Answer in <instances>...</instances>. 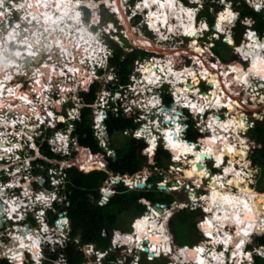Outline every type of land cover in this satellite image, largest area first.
Returning a JSON list of instances; mask_svg holds the SVG:
<instances>
[{"label": "flooded vegetation", "instance_id": "obj_1", "mask_svg": "<svg viewBox=\"0 0 264 264\" xmlns=\"http://www.w3.org/2000/svg\"><path fill=\"white\" fill-rule=\"evenodd\" d=\"M25 1L26 0H0V119H19L21 116L30 118V122L31 124L33 123V127L28 128L26 132L29 133L30 136V134H33L35 130L41 128L37 126V122H39L40 119L42 121L46 120V117L47 120L50 119L47 115L40 116L38 112H41V110L34 108L35 103L38 102L39 99L38 95H41L46 91L54 90L61 93L62 91L59 92V87L61 86L62 88L64 86L62 93L66 95L67 101L72 102V90L74 84L73 82L67 84L64 81L63 73H61L62 66L64 65L62 58L64 60L68 59V62H75L76 56L82 57L80 59H85L84 57L87 54L81 52L80 46H84V40L82 37H78L81 33H79L78 30L71 29V33L64 37L62 35L59 36L58 32L47 34L46 27L40 26V29H37L36 21L28 17L25 18V14L23 13L24 11H21V13L18 11L19 6ZM74 1L76 2L75 5L78 7L80 15L79 22L76 24L81 26L74 28H82L91 31L92 35L95 37L94 40L93 38L88 37V41L94 44L93 47L98 46V50L101 49V46L105 47V45L110 46L113 50L110 67L108 69L105 67L107 66V62L106 60H103V58H99L96 61L93 60V62L102 63L105 70L107 69L106 71H98V78L103 81H109L110 84L105 88H107L112 94L119 90L120 85L124 84L119 77L120 68L117 64H114L117 51L116 49L118 47L123 52L119 58L120 63L125 62L129 56L135 54L134 65L136 62H140L142 65L145 64V66L149 70H152L156 76L160 75L159 73L162 69H154L156 67L152 65V60L155 58H158L156 59L157 61L163 60L164 63L172 60L174 63L172 64V67H174V71L176 73L186 70L184 68L186 67L187 69L195 70L199 76L202 67H209L213 70L216 77L218 76L217 78H219L220 81L221 79L224 80L226 83V91L228 90V92L232 94V98H236L239 101L241 95L239 91L237 92L235 89H231L229 87V79H232V76L226 77V71H228L229 67H236L233 64L237 65V62L234 60L230 63L226 62L224 57H220V52L218 50L221 45H223L226 47V51L230 53V56H234L233 48L228 44H225V42H234L235 44L236 42L234 40L233 42L229 41L226 35L221 32V24H223L224 20L221 19V16L224 15V11L228 5L229 8L239 13V1L227 0L226 2H221L220 4L216 3L214 0H207L205 2L202 0H200V2L199 0H194L193 2L181 1L180 4L184 7V9L189 8L197 12L195 24L204 23L206 25V31L204 29L202 30L204 32L202 37L194 35L200 33L197 30H194L191 34L186 35L183 32H177V30L170 32V30L163 29L162 32L164 34H159L158 36L152 35L147 29L146 20L148 18V21L152 24L150 27L156 31L154 24L157 22V19L155 20L154 17H148L149 15L143 8L140 0H119L121 7L120 11L122 14L119 10H114L116 7L114 5L116 4L114 3L115 0H109V6L106 5V0H93L96 4H98L95 8L96 10L90 9L88 6L81 4L79 0V3H77V0ZM80 6H82L81 9ZM165 8L168 9L167 5ZM179 8L181 9V7ZM192 10H188V12L190 11V13H192ZM177 11L175 12L176 14H178ZM34 13L37 12L35 11ZM174 16L175 14H171L170 12V14H168L167 23H175L173 18ZM67 24L69 23L67 22ZM11 31H14V40L10 42L9 40L13 38ZM231 32L233 33L232 30ZM215 33L218 34L219 38L215 37ZM234 34H237L236 31ZM38 35L41 37H37ZM52 35L55 39L52 38ZM165 35H167V37ZM163 36L166 38L165 41L159 39L161 37L163 39ZM19 39L27 41L35 49V53L37 54H35L34 57L30 56L31 59H29V54L20 49L26 45H19ZM145 41H148L150 45H144ZM152 44L155 45V48L164 53L158 52L154 49L148 50L151 48L150 46H152ZM51 50H54V52L52 53ZM198 50H200V52H198ZM94 52L96 56L97 51ZM22 54L25 55V58H22ZM99 54L103 56L107 55L105 51ZM88 56H90V53ZM69 57H71V59H69ZM88 61V58H86V63H88ZM71 70V67H69V71ZM170 70L172 69L170 68ZM236 72L238 73L237 68ZM130 77L131 74L128 75L127 82H129ZM86 80L85 82L88 81ZM207 83L208 80L205 79L200 84L189 81L188 84L190 93L188 97L183 100V103H185V101L187 102L198 99L199 97L196 98V95L193 93L197 89L200 97L210 99L209 93L216 89V87H221L218 79H216L214 83H211V86L207 85ZM138 84L141 85L142 81H138ZM98 86L99 88L97 89L96 96L100 90V84H98ZM170 87L171 86L167 84L164 87L147 91L149 97H154V100H152L151 103L153 101V103H155L156 100H158L157 102H160V105H158V109H151L150 112H141H144L145 117H147L148 120L154 122L159 113L166 111L174 120L173 124H176V126L181 125L180 129L184 133L186 139L184 143H205L206 139L210 138V134H198L199 132H197V125L195 121H190L189 117L184 114V109L187 107L184 106L185 108L182 109L181 106L183 104L180 106L177 102H175L173 98L175 91ZM140 89H142V87ZM129 93L130 94L128 96L124 97L125 100L123 105L130 104L131 99L134 97V95H132L133 93ZM78 99L85 104L82 93L78 95ZM224 99L226 100V98ZM230 100L228 99V101ZM230 104L233 105L232 109L223 107L224 109L221 108L223 110L216 112L210 111L207 113L205 125L207 124V120H209L212 116L213 118L225 120L228 115L235 116L237 114L236 116H238L240 111L248 113L249 118L246 120L248 124H256L254 122V118L251 117L253 115L252 111H248L243 108L239 109V106H237L233 100ZM225 105H227V103ZM31 106H33V109H30ZM204 106L206 107V104ZM204 106L202 107L205 108ZM69 107H71L70 104L56 110V112L65 116ZM194 107L195 105L192 104L190 111L192 110L194 112ZM232 112L233 114H231ZM174 114H176L175 117ZM60 120L61 121L57 124L56 130L64 132L66 129V118H63V121L62 118H60ZM49 123H51V121H49ZM158 123L161 125L162 120H158ZM12 125H15L14 120L12 122L3 121L0 125V132H3L6 135L5 141L0 140V205L2 208L0 210V249H2L1 251H3V249L6 250V252L8 251L9 255L17 252L18 257H21L22 261H9V258L5 256V254H2L1 257L3 259H0V264L4 262L7 264H13L15 262H17V264H34V257L36 256L41 258L45 263V246H41L42 248L38 246L37 251H34V238L36 233L41 232V230L34 217L38 208L34 205L30 196H32L35 192L34 176L37 175L38 172H41L39 171L40 169L36 170V164L42 165L44 172H46L51 165L44 160L48 159L46 155L43 156L44 159H40L42 157L41 152L43 153V146L41 147L39 144L40 139L37 142L39 148L38 150L30 145H25L23 149L24 156H22L21 159L16 156L17 152H19L20 141L17 140L15 135H13L9 130ZM49 125L51 126V124ZM53 125H55V123H53ZM43 127L46 129L47 126ZM47 133L48 132H46V137L51 136L50 132L48 134ZM193 133L197 135L196 140H192V137H194ZM59 137L60 135L56 136V138L54 137L53 140L59 142ZM119 137L122 138V136ZM61 138L64 139V137ZM169 154L170 160L166 162L167 167L177 165L178 167L185 166L181 160H175L177 157L175 158L174 152ZM175 155L182 156L181 153H175ZM227 163H225L223 167H225ZM203 165L210 172L212 180L209 182L207 181L208 184L204 185V181L202 179H197L196 175L191 172L194 175V180L192 181L200 183L201 187L206 186L205 190L208 189L209 191H212V193H216L217 191L215 189H217L218 185L216 187H209V183L213 182L216 184L217 182L213 180L214 177L216 175L218 176V174L221 177L225 172H217L216 169L212 168V165H207L206 162L203 163ZM149 171L154 175L157 174V169ZM138 173L139 172L136 174ZM180 174H182V172H180ZM174 183H176V180ZM24 203H28L29 206L27 207ZM6 210L9 211L12 218H19L18 213H20L24 218L23 222L20 223V220H18L17 223H15L6 215ZM14 226H16V228H14ZM14 234H17L19 237H13ZM25 245H27L26 250H24Z\"/></svg>", "mask_w": 264, "mask_h": 264}, {"label": "built area", "instance_id": "obj_2", "mask_svg": "<svg viewBox=\"0 0 264 264\" xmlns=\"http://www.w3.org/2000/svg\"><path fill=\"white\" fill-rule=\"evenodd\" d=\"M178 2L181 1H188V2H193L194 0H177ZM203 2L207 0H202ZM216 3H221V2H226L227 0H214ZM253 1L251 0V3H249V0H239V13L232 10H230L236 14V21L231 24V29L233 31L232 35L234 36L235 28L237 26V23H239V28H241V25L244 26V31L241 32V29L239 31V36H242L243 38L241 39V43H243V40L247 38L248 35H254L255 40H253V43L255 41L263 42L264 41V30H255L254 26L257 25V21H255L254 18L252 17H244L243 11L245 9L242 8L243 4H246L249 8H253L254 12L259 14L264 22V1L259 0L260 3H263V6L258 9L255 5H253ZM200 2V0H199ZM232 4V3H230ZM82 6H80V9ZM180 9V8H179ZM189 9V8H186ZM194 11V10H192ZM148 19V18H147ZM148 20H146L147 24V29L148 31L154 35L158 36L161 34L162 29L165 30V26L169 27L170 23L165 24V26H160L158 27L157 30L155 31L152 29L147 23ZM175 30L179 31L176 27L177 24L171 23ZM202 24L204 26V23H199L198 27ZM182 28V27H181ZM199 29V30H198ZM197 29L199 31V34H194V35H199L200 37L203 36V31L200 29V27ZM161 30V31H160ZM171 32V31H170ZM182 32V31H181ZM162 34H164L162 32ZM167 36V35H166ZM170 36V35H169ZM188 37V36H187ZM215 37L219 38L218 34L215 33ZM81 48V52H84L83 45ZM105 52L107 53V56H112L113 50L110 48V46L105 45ZM53 53L54 50H51ZM234 53V51H233ZM260 53L264 54V51H260ZM78 55V54H76ZM89 54L85 55V59H80L82 57L76 56V61L68 62L67 60H64L62 58V62H64L62 66V72L64 81L65 83H71L73 82V93H72V102L67 101L66 95L63 92L64 86L61 88L59 87L61 93H58V91H46L41 95H38L39 99L38 102L35 103L34 108L40 109L41 112H38L40 116H43L44 113H47L51 117V123L44 122L41 119L39 122H37V126L41 127L37 130L34 131V133L27 135V130L30 127H33V123L31 124L30 118L21 116L19 119L14 118V119H0V125L3 123V121H9L12 122L14 120L15 125L10 127L9 130L10 132L15 135L16 139L19 140V152H17L16 156L21 159L23 155V149L25 145H30L33 148H36L37 150L38 145L37 142L40 139V146H43V155L41 158H43L44 155L48 157V159H44L47 161L51 167L44 172L42 165L36 164V170H39L41 172H38L37 175L34 176V184H35V192L30 196L33 200L34 205L38 208L35 214V220L38 226L40 227L41 232H37L36 235L40 240L39 247L45 246V257L46 261H52L56 262L58 261L59 264H70L68 262V259L66 257V249L68 247V244L70 242H73L74 244L78 245L79 244V239H74L71 241L70 238V221L67 215V212L64 210H61L62 208H66L69 206V201H68V193H63L62 191L64 190V185L67 179V172L66 170L70 168H80V169H87V168H92L90 163L88 165L82 166L79 163V160L76 159H69V157L73 156V154L76 151V147L78 145V140L77 138L73 135L74 129H75V123L77 121L81 120L82 116V109L85 107L91 108L92 109V117L94 115V120L92 119V128L94 130V136L97 139V133L96 129H98V124L99 123H105V121L108 118V115L111 114L114 117H129L135 128L133 129H128L124 132H120L122 137H133L137 140H143L146 142L150 147H154V145L157 147H163L166 150H169L168 147L165 144V141L163 139V133L165 130H170V126H165L163 128V125L158 123V120H163L164 115L162 113H159L157 115V118L154 122H151L148 120L147 122L144 121L145 115L144 112H150L151 109H157L158 105H160V102L158 104L151 103L152 100H154V97H149L147 91H151L152 89H157L166 86L164 81H160V83H157L155 85H149L147 82H145L140 75L142 73V69L140 70V67L142 63L136 62L134 65V69L131 73V77L129 79V82L124 83L119 86V90L115 91L114 94H112L106 86H108L110 83L109 81H103L102 79L98 78V71L104 68L103 64L98 63V62H93L90 61V59H93V55L88 56ZM237 59H239V62L243 65L246 64L247 66L249 65V62L246 58L242 57L240 54L239 56L234 54ZM86 58H88V63H86ZM158 59V58H155ZM86 64V65H85ZM68 66V67H67ZM69 67H71V71H69ZM187 69L186 67H184ZM71 72V73H70ZM145 77V76H144ZM88 81H87V80ZM85 80L87 82H85ZM141 80L142 84L140 85L142 89H138V81ZM253 87H247L245 88V84L243 82H240L238 84V89L240 98L239 101L241 104L244 106L250 107L253 109L252 113L253 115H256L259 121L264 120V112L257 110L258 107H262L264 105V88H262V85L260 82L264 83V81H259L258 78H253ZM89 82V83H88ZM100 84L103 88V90L99 91L96 96V100L92 105H86L82 103L78 99V95L80 93H85L88 91V87H91L95 84ZM137 87V88H136ZM172 88V87H170ZM243 90V91H242ZM120 91V92H119ZM131 92L134 97L131 99L130 104L123 105V102L125 100L124 97L128 96ZM247 97V100H244V98ZM174 98V97H173ZM45 100L47 104H45L42 100ZM175 100V99H174ZM121 102V103H120ZM53 103V104H51ZM71 105V107L68 108L67 113L65 116L61 115L60 113L58 114L56 110H59L63 108L66 105ZM187 107V106H186ZM207 108V106H206ZM230 109V107H227ZM241 107H239L240 109ZM30 109H33V106L30 107ZM224 109V108H223ZM220 109V110H223ZM184 114L189 117L190 121H195L197 127V132L198 134L202 135H207V128L205 125V119H206V114L209 113L210 111H206L202 116L199 114L194 113L192 110L190 111L188 108L184 109ZM141 111H144L143 113ZM203 112V111H202ZM164 113V112H163ZM169 115V114H168ZM240 115H246V120H248L249 115L247 112H240ZM231 116V117H230ZM234 116L228 115L226 118H232ZM60 118H66V129L64 132H60L56 130L57 124L61 121ZM37 120V119H35ZM247 122V121H245ZM55 123V125H53ZM164 123V122H163ZM51 124V126L49 125ZM166 125V124H165ZM253 123L247 122V128L248 131L252 127ZM43 126H47L46 129ZM181 127V125H180ZM22 129V130H21ZM146 129L149 131L147 134L143 130ZM106 130V127H105ZM46 132H50L51 136L46 137ZM47 133V134H48ZM210 134V133H209ZM57 135H62L64 137V142L61 145L60 142H54L53 139ZM184 133L181 134L180 138L183 141H186L185 136H183ZM0 140L5 141L6 140V135L2 132H0ZM208 140V139H206ZM155 141V142H154ZM188 142V141H187ZM192 144V146H197L195 149L196 151L200 152L201 149V143H194V142H189ZM254 145H251L252 148H254L256 144L253 142ZM61 145V146H57ZM48 147V151L46 150L45 147ZM259 146V145H258ZM256 149V147H255ZM253 149V150H255ZM251 150V148H250ZM249 150V151H250ZM248 151V152H249ZM52 154L53 157H49L48 155ZM113 154V153H112ZM111 154V155H112ZM210 159H205L203 160V163H205L207 160L212 161V168L219 170V172H222V169L220 167H216V162L214 161L213 157L211 154H209ZM191 158L190 156L187 157L186 159ZM229 156L225 157L224 164L228 162ZM235 163L238 161L237 156L234 158ZM73 160V161H72ZM183 163V160H181ZM96 163V162H95ZM177 163V162H176ZM89 166V167H86ZM238 166V165H237ZM176 167V168H175ZM222 167V166H221ZM173 171L176 173L183 172L184 167H178L177 166H171L170 167ZM166 170L162 169L157 170V174L155 175L156 177V182L154 184V188L158 190L159 186H162L163 184L165 187L168 188V190H172L173 188H179L177 191H171L172 192H183L186 197L187 201L184 202H173L169 205L158 203L159 208L163 210V212L157 213L158 211L154 208L155 204L149 203L147 204L146 201L142 200V203L145 204L146 206V212L139 216L137 219H135L132 223V232L130 233H124L119 230H113L111 233L104 229L101 232V236L104 238L110 237V244L107 249H97L94 245H85V246H78V250L83 252L84 255L86 256L87 259H92L91 262H84L82 264H147L148 262H156L160 263L161 261H166V264H197L196 261L191 259L190 257V251L191 250H197L198 246L201 244H205V255H202V257H206V254L212 253V252H217L223 257L222 259H226V254L229 251L232 250V244L234 243V238L231 239L230 241V246L228 248L223 247V245L216 244V248L213 247V244L211 241L213 238L210 237V234L204 231V236L205 239L199 242L197 245L194 246H183L181 250H175L174 248V237L171 233V230L169 228L167 219L173 215L174 210L178 207L181 209L184 208H189L191 212L194 211H200L203 214L204 217V225L205 228H210L213 230L214 226H216L215 220H208V218L212 219V214L207 210V208L210 207L208 204H204V200H201L202 198H206V186L204 187H198L195 183H191L189 185H184L181 189L179 186H174L172 187V184H168V180L166 177ZM150 171H143L139 172L138 174H135L134 176H127V179L133 180L131 184L133 187L131 189L134 190H139L136 187L137 182H142L141 180H144V185L145 188H147L149 184L148 180L151 176ZM158 178V179H157ZM118 177H111L108 179L112 180L114 182L117 180ZM254 179V178H253ZM256 179V178H255ZM107 181V182H108ZM126 184L127 181L123 180ZM171 183V182H170ZM176 185L178 184L177 181L175 183ZM188 184V183H187ZM208 182L205 180L204 185H207ZM254 184V183H253ZM152 188V185L150 189ZM142 189V190H144ZM159 191V190H158ZM159 192H164V191H159ZM166 193V192H164ZM166 193V194H169ZM101 194L102 197L95 203L98 206H103L107 203V199L109 197V192L106 189H101ZM195 200L192 202L190 197H194ZM27 207L29 206L28 203H25ZM186 205V206H185ZM177 206V207H176ZM50 212L54 214V218L51 217ZM155 213V215H154ZM19 218H12L10 217L9 211L6 210V215L11 218L15 223H17L18 220L19 222L22 223L24 218L21 216L20 213ZM159 215V216H158ZM166 219H165V217ZM148 218V221L151 222V224L157 225L159 230H153L152 226L150 225L147 229V235L143 237V240L141 242H138V237L135 234L134 227L137 222H139L141 219ZM213 223V225H212ZM165 228L163 231L161 228ZM16 228V226H14ZM225 228H227L225 230ZM224 230L227 232H230V236L232 237L235 234V229L229 228V227H224ZM212 233L216 236L217 233L212 231ZM211 233V234H212ZM222 233V232H221ZM212 234V235H213ZM35 235V236H36ZM131 236H135L134 238H129ZM156 236L162 239L163 246H158L157 249H155V246L152 248V241L151 237ZM13 237H19L17 234H14ZM31 240V239H30ZM124 240V241H123ZM248 242V239L246 241V244ZM238 245V243H237ZM24 250L27 249V245L24 246ZM42 248V247H41ZM237 247L233 248L236 249ZM212 249H215L213 251ZM245 250V246L242 248ZM0 249V259H3L1 256L2 254H5L10 260L20 262L22 261L21 257H18L17 252L13 253V255H9L8 251L3 249L1 251ZM169 251L168 253L166 251ZM261 251L264 252V248H260L259 250H254L253 252L255 253H260ZM166 252V253H164ZM245 252H247L245 250ZM31 253V251H30ZM39 253V251H38ZM58 255V258L56 256ZM155 254H158L157 257L153 256ZM252 254L247 253V255ZM219 261L217 264H222V260L219 258L217 259ZM230 261L233 264H241L239 261L235 263V258H231ZM17 262L13 264H17ZM34 264H44L43 260L39 258L38 256L34 257ZM214 264L215 261H214Z\"/></svg>", "mask_w": 264, "mask_h": 264}, {"label": "bare ground", "instance_id": "obj_3", "mask_svg": "<svg viewBox=\"0 0 264 264\" xmlns=\"http://www.w3.org/2000/svg\"><path fill=\"white\" fill-rule=\"evenodd\" d=\"M79 1L77 3H79ZM262 1H264V0H262ZM115 2H116V4H114V5L116 7L113 5L115 7L114 10H119V12L122 14V12L120 11V9H121L120 1L115 0ZM105 3L109 6V0H106ZM249 3H251V0H249ZM75 4H76V2L74 0H26L25 2H23L19 6L18 11L20 13H21V11H24L23 13L25 14V18L28 17V18L36 21V28L37 29H40V26L46 27L47 34H53V32H58L59 36L62 35L64 37H66L67 35H69L71 33L70 32L71 29L78 30L79 33L81 32L80 34L78 33L79 34L78 37H82L84 40V46H83L84 53L85 54L90 53V55H93V59L91 58L90 60L96 61L99 58H103V55L99 54V53H103L105 51L102 48V46L100 47L101 49L98 50V46L93 47L94 44H92V43H90V41H88V37L93 38V40L95 37L92 35L91 31H89L87 29H82V28H78V29L74 28L77 26L76 23L79 22V18H80L77 5H75ZM81 4L88 5L91 9H95L98 6V4H96L95 2L94 3L82 2ZM141 4H142L143 8L147 11V14L150 12L148 17L153 16L155 18V20L157 19V22L154 24L156 31H158L157 30L158 27L160 28V26H165V24L167 22L168 14H170V12H171V14L172 13L175 14V16L173 18L177 24L176 28L180 31V33L182 31L184 34L189 35L194 30H197L199 27L201 30L204 29L206 31V25L202 26V24H201L198 27V24H195L194 16L196 15L197 12L195 10L191 11L192 13H190V11L188 12V10H192V9H184V7L177 0H141ZM165 4L167 5L168 9L165 8V6H166ZM253 5H255L258 9H260L263 6V3H260L259 0H254ZM179 7H181V9H179ZM15 9H17V8H15ZM35 11L37 13H34ZM176 11L178 12V14L175 13ZM228 12L232 13V18L230 20L224 19L223 24H221L220 30H221V32H223L226 35L227 39H229V41L232 42L233 41L232 39H234V38L232 37V33H231L230 29H231V24L234 23V21H236V14L233 13L230 10V8L227 6L225 11H224L223 16H226V14ZM34 14H36V15H34ZM67 22L69 24H67ZM165 29L170 30L171 32L173 30L175 31V28L171 23H170L169 27L165 26ZM11 33H12L13 38H11L9 40L10 42L12 40H14V31L13 32L11 31ZM160 35H162V32ZM165 36H163L164 37L163 39H162V37L159 39L165 41V39H166ZM37 37H41V36L38 35ZM52 38L55 39V37L53 35H52ZM253 40H255L254 35H248L247 38H245L243 40V43L240 42L238 45L236 44V54L238 56L240 54L242 57L246 58L249 62L248 68L245 67L244 73H241V74L237 73L236 67H229L228 71H226V75H227L226 77L232 76V81L237 86L240 82H243L245 84V88L253 87V81H251V80H253V78H258L259 81L260 80L264 81V54L260 53V51H264V41L263 42L255 41V43H253ZM18 41H19V45H22V46L26 45L20 49L23 51H26V53L29 54V59H31L30 56L34 57L35 54H37V53H35V49L27 41H24L23 39L22 40L19 39ZM140 45H142V44H140ZM144 45H150V44L148 43V41H145ZM150 47L151 48H149V46H148V48H149L148 50L154 49V50H157L158 52H162L161 50L159 51L157 48H155L154 44H152V46H150ZM94 51H97L96 56H95ZM163 51H165V50H163ZM198 52H200V50H198ZM24 56L25 55L22 54V58H25ZM69 59H71V57H69ZM165 63H166V65H165ZM165 63H164V61H160V60L157 61L156 59L152 60V65L154 67H156L154 69H157V68L162 69L161 72L159 73L161 76L160 75H158V76L154 75L155 73H153L152 70H149L145 66V64H143L142 65L143 67H140V70H139V71H141V69L143 68L142 69L143 74H141L140 77L142 76L143 80H145L149 85H155L157 83H160V81H164V83L166 85L168 84L169 86L172 87V89H174V91H175L174 92L175 102H177L180 106L183 104L181 106L182 109L185 108L184 106H187V108L189 110H190L192 104H194L195 105L194 113H196V114H199V115L202 114L203 115L206 111L216 112V111H219L223 107H229L228 106L229 104L225 105L226 103L224 102V95L228 96V93H227L228 90L226 91L225 87L222 84H221V87L218 86V87H216V89H214L212 92L209 93L210 99L200 97L198 95V89H197L193 93L196 95V98L197 97H199V98L194 99L193 101H187V102L185 101V103H183V100H185L190 93L189 84H188L189 81H192V83L200 84L202 82V80L205 79V80H208L207 85L211 86L210 84L214 83L218 76L216 77L215 73H213V70H211L209 67H202L200 70L199 76L197 75V72H195V70H193V69H186L184 71L176 73L174 70H170V68H169V66L173 63L172 60H169V62H165ZM200 64H202V63H200ZM201 78H203V79H201ZM221 82L223 83L224 80L221 79ZM260 84L262 85V88H264V83L260 82ZM217 85H218V82H217ZM137 87H138V89L141 88L139 84ZM244 100H247V97H245ZM42 101L44 102L45 100L43 99ZM157 101L158 100H156L155 103H153L154 102L153 101L152 102L153 105L158 104ZM235 103L239 107H244L245 110L249 109V111H253V109H250V108L247 109V107L244 106L243 104H241V102L238 101L237 99L235 100ZM51 104H53V103H51ZM205 104H206L207 108L204 106ZM202 106H204L205 108H203ZM176 108H177V106H176ZM230 109H232V107H230ZM257 110L264 112V105L262 107H258ZM175 111H177V110H175ZM162 114L164 115L163 116L164 119L162 120L163 128H165V126H169V125L171 126L170 130H165L164 133L162 134L163 139L165 141V144L170 151H172L176 154H178V153L182 154V156L175 155V158L177 157L175 160H177V161H179L180 159L183 160V158L186 159L189 156L197 159L199 157H206L207 155H209L212 152V157L214 158V161L216 162V165H217L216 167H218V163H221L222 167L220 166V168L222 169V172L223 171L226 172V169L229 170V171L227 170V172L224 173L222 178H220V181L224 180V182H221L222 184L219 181H218L219 183L217 182L218 186H217V189H215L217 192L212 193L210 201L208 200L207 195H206V198L201 197V200H204L205 205L206 204L210 205V207L208 208V211L210 210V212L212 211L211 213H213L211 215L212 219L209 218L208 220L214 219L216 224H217L216 226H214L213 230H211L210 228H206L204 231L209 233L211 238H212V234H213L212 231H214V233L215 232L217 233L218 236H216V237L213 234V242H214L213 247L214 248H216V244L223 245V247L228 248L231 244L230 240L234 238L235 245L234 246L232 245L231 251H229V249H228V255L231 258H235V260H237V262H238L240 254L244 253L242 251V249H240V248H242V246L247 241V240H239V235H244L246 237H250L254 234L255 227H256V222H255L254 218L250 217L251 219L249 221H247L244 216H241V213H243L242 210H244V213L247 212L248 215H249V213L253 215V214H256V211L258 208H264V197H263L262 201H260L261 200L260 197L264 195V192L262 193V192L252 190L253 189L252 184L254 183V179H253L254 174L253 175L248 174L249 169H250V166H249L250 163L249 162H248L249 163L248 165L246 164L248 168L246 167L245 170H243V167H245V165H242V162L246 161L245 159L247 158V157L245 158L246 154L244 153V151H242V152L238 151L237 152V154L240 153L243 155L242 157H244L243 159H241V157H240L239 160L235 163L236 165H238V168L241 167L240 169H238L235 166L233 168H229V167H232V165L229 166L227 164L223 168V165H225L224 164L225 158L223 157V154L217 153L215 151V147L217 145L226 146V145H229L230 143L233 144V142H234V144L235 143L236 144H244V143L247 144L250 142L249 138L246 137V132L248 131V128L246 126L247 122H245L246 118H247L246 115L238 114V116H236L237 115L236 114L234 117L227 118L225 120L213 118V116H212L209 120H207V124H206L207 132L210 133V138L208 140H206L205 143H202V145H201L202 150L200 152H198L195 150L196 149L195 146H192L191 143H184V141L180 138V136L183 132L180 129V125L176 126V124H173L174 120L172 119V117H170L171 115L170 114L168 115V113L166 111ZM44 115H48V114L44 113ZM175 115L176 114H174V117H175ZM202 115H200V116H202ZM49 118L51 119L50 115H49ZM45 119L46 120H44V122H48L50 120V119L47 120V117ZM166 120H169L171 123L168 125L167 124L165 125ZM144 121L145 122L148 121L147 117L144 118ZM163 121H164V123H163ZM175 122H177V121H175ZM171 124H173L174 126ZM143 131L146 133L147 132L149 133V131H147L146 129H144ZM27 135H29V133H27ZM61 137H63V136L60 135L59 142L62 145L64 142V139ZM55 138H56V136H55ZM54 142H57V141H54ZM61 145H57V146H61ZM241 149H243V148H241ZM226 156H229V155L226 154ZM231 157L232 156H230V158ZM185 163H187V161H185ZM246 170H248V171L246 172ZM186 175L190 180L185 175L181 174V177H178L176 181L179 183L180 180L188 181V182L194 180V175L191 172L187 171ZM232 177L235 179L237 186H235L233 184H227L225 182V180H227V182L231 181L233 179ZM246 179L248 180L249 183H247ZM128 180L129 179H126L127 183L131 186L132 182L131 181L128 182ZM191 183H195L198 187H201V184L196 182V181H192ZM186 185H189V183ZM240 186L242 187L241 192L245 191L246 194H248V197L246 196V197L241 198L239 200L238 196L234 197L233 195L235 194L234 190L239 191ZM132 187H133V185H132ZM228 188H231V189L227 190ZM211 192L212 191H210V194H211ZM219 192H220V195L216 196L215 194H218ZM212 197L215 200H213ZM256 198L258 199V202H259L258 205L254 201V199H256ZM219 199H220V201L221 200L223 201L220 204H218ZM194 200H195V196L192 197L191 201L193 202ZM224 200H226V201H224ZM227 202H230V203H227ZM251 204H253L252 207L249 206ZM215 205H217V207L214 208V210H212V208ZM239 206L242 208L241 212H239ZM239 215H240V217H239ZM165 219H166V217H165ZM140 221L136 223L137 227H136V231H135V234L138 237V242H141V240H143L144 235L146 234V232H144V222L146 221V219H143V224H142L141 228H139ZM240 223H241V225H240ZM212 225H213V223H212ZM224 227H229L232 229H235V227H237V229H235V234L231 237L230 232L225 231L227 228H225V230H224ZM243 227L245 230L243 229ZM159 229L160 228H158L157 225H154V230L157 231ZM161 229L164 231L165 230L164 226ZM143 232H144V234H143ZM134 237L131 236L129 238L132 239ZM151 241L153 243L152 248L154 246H155V248L158 247L157 245H159L160 248H161V246H163V244H161L162 239L159 237L153 236V237H151ZM25 243L27 244L26 241H25ZM39 243H40L39 238L37 236H35V238H34V247H35L34 251L35 252L37 251V247H38ZM237 243H238V245H237ZM201 246H202V244L200 246H198L197 250H194L193 255H192L193 257L191 259L196 261L197 264H214V261L217 264L219 262V261H217V259L220 258V254L218 253V251L206 254V257L204 258V257H202V255H205V252H197L201 248ZM32 247H33V245H32ZM235 247H237V248L233 249ZM212 250L215 251V249H212Z\"/></svg>", "mask_w": 264, "mask_h": 264}, {"label": "trees", "instance_id": "obj_4", "mask_svg": "<svg viewBox=\"0 0 264 264\" xmlns=\"http://www.w3.org/2000/svg\"><path fill=\"white\" fill-rule=\"evenodd\" d=\"M242 7L243 9H246L243 11V15H250L251 17L256 18V28L261 30L264 27V22L261 16L248 9L245 4H243ZM225 44L232 47L234 54L236 53L235 43L225 42ZM116 50L114 64H117L120 68V80L122 83H126L128 80L127 77L131 74L134 66L135 54L129 56L125 62L120 63L119 58L123 52L118 47ZM233 65L236 66L238 73H244L245 67L239 65V63ZM229 87L235 89L237 92L239 91L238 86L233 83L231 78L229 79ZM98 88V84H95L87 92L82 93L86 105H92L94 103ZM91 117L92 109L88 107L83 108L81 120L75 123L73 135L77 138L78 145L73 155L75 156L80 153L82 155L80 158L82 163L87 159L85 158L86 155H91L92 157H90L94 160L93 162L101 163L102 166L94 169L70 168L66 170L67 179L64 185V190L62 191L63 193L69 194V206L62 208L61 210L65 209L70 221L71 241L77 237L80 240L79 245H76L73 242L68 244L66 257L70 264H82L86 261V256L83 252L77 249L78 246L94 245L97 249H107L110 244V239L102 237L101 232L104 229L109 232L118 229L117 226L121 219H127V221L132 224L135 219L146 212V206L142 203V199L153 204L162 203L166 205H169L173 201L169 195H166L170 197L169 200L163 201L156 196L155 192H153V181L156 179L155 175L148 180L149 184L153 187L152 189L146 188L144 190H133L121 181L118 183H114L112 180L108 181L111 175L123 174L133 176L141 171L155 169L167 170L166 162L170 160V154L163 148H156V146L150 147L143 140H137L130 137L129 141L126 142L121 149L115 151V158L107 155V153L101 149L99 142L94 136ZM105 125L109 138H112L114 135L122 136L120 132L135 128L129 117H114L111 114L108 115ZM251 133L253 141L260 145V149H258V151L256 150L252 159L255 164L260 166L262 176H264V123L257 121L255 128L252 129ZM109 147L110 149L113 148L111 145ZM45 148L48 151V147L46 146ZM215 151L223 154V157L225 158L227 146L217 145ZM48 156L51 158L53 157L50 153ZM205 158L206 157L197 158L201 161L199 166L202 172H208L209 175H211L203 165V160H205ZM227 170L228 169H226V172ZM196 177L199 180H207V178H202L200 173L196 174ZM130 181L134 182L133 180H128V182ZM140 181L144 182V180L141 179ZM101 189H106L109 192V197L105 205L98 206L95 203L102 197ZM155 191L158 195L165 194L164 192H159L157 189H155ZM182 212L185 211L175 213L168 219L169 228L174 237V248L176 250L179 248V244H177L175 238L176 228L182 230V232L196 233V229H198L197 223L200 222L193 220V218L189 217L190 215H186ZM50 215L53 218L56 216L51 212ZM145 219L144 232L147 233V229L150 225L154 230L155 224H151V222L148 221V218ZM254 219L256 222L254 234L251 237L239 235V240L248 239V250H255L264 247L263 208L257 209ZM202 235H204V230L202 231ZM211 243L213 244V240ZM204 246L205 244H202L201 246V250L203 251H205ZM1 264L7 263L4 262ZM253 264H264V258L255 256Z\"/></svg>", "mask_w": 264, "mask_h": 264}, {"label": "rangeland", "instance_id": "obj_5", "mask_svg": "<svg viewBox=\"0 0 264 264\" xmlns=\"http://www.w3.org/2000/svg\"><path fill=\"white\" fill-rule=\"evenodd\" d=\"M141 1V0H140ZM237 1H239V0H237ZM82 2H89V3H94V1L93 0H84V1H82V0H80V3H82ZM114 3H116V2H114ZM83 5H85V4H83ZM107 5V4H106ZM86 6H88V5H86ZM139 7H141L140 5H138ZM89 7V6H88ZM228 7H229V5H228ZM78 8V7H77ZM90 8V7H89ZM91 9V8H90ZM141 10V9H140ZM150 14V12L148 13V15ZM147 15V16H148ZM152 16V15H151ZM194 16V15H193ZM196 17V15L194 16V18ZM152 18H153V16H152ZM148 20V19H147ZM147 23H149V25L151 26L152 24H151V22H147ZM80 25L79 24H77V26L76 27H79ZM81 27V26H80ZM261 30H264V27L261 29ZM237 34H234V37H235V42H236V44L238 45L239 44V41H240V39H239V31H237L236 32ZM232 37H233V35H232ZM232 40H234V39H232ZM233 42V41H232ZM155 46V45H154ZM158 46V45H157ZM159 47V46H158ZM219 50V54H220V57H224V59L226 60V62H228V63H230L232 60H234V61H236L237 63H239V59H237V57L234 55L233 57H231L230 56V53H228L227 51H226V47L225 46H223V45H221V47L218 49ZM217 52V51H216ZM161 53H164V52H161ZM227 56V57H226ZM163 61V60H162ZM172 64H174V63H172ZM170 65V68L172 69V70H174V67H172L173 65ZM218 80H219V84L221 85H223L224 87L226 86V83L224 82V83H221V81H220V79L219 78H217ZM203 81V80H202ZM103 87L100 85V90L99 91H101V90H103L102 89ZM225 89H226V87H225ZM227 93H228V96L227 95H224V98H226V100L224 99V102H226L227 103V105L229 106V107H232L233 105L232 104H230V102L232 101V100H230V98L232 97V94L230 93V92H228L227 91ZM228 99L230 100V101H228ZM231 99H233V101L235 102V100H236V98H231ZM44 103L45 104H47L45 101H44ZM238 106V105H237ZM233 108V107H232ZM248 109V108H247ZM248 111H249V109H248ZM243 113V112H242ZM252 113H255V112H252ZM231 114H233V112L231 113ZM47 116H49V115H47ZM171 117V116H170ZM231 117V116H230ZM252 118H254V120L257 122V118H256V116L255 115H252L251 116ZM92 119L94 120V115H93V117H92ZM227 119V118H226ZM254 121V122H255ZM255 122V123H256ZM261 123H264V122H261ZM12 126H14V125H12ZM253 128H255V124L251 127V129L246 133V137L247 138H249V140H250V142L249 143H247V144H234V142H233V144L232 143H230L229 145H226L227 146V151H226V153L229 155V157L230 156H232L229 160H228V163H227V165H232V167H229V168H233L234 166L235 167H237L236 166V164H235V157L237 156V158H238V160H239V158L241 157V159H243L244 157H242L243 155L242 154H237V152L239 151V152H242V151H244V153L246 154L245 155V160L246 161H243L242 162V165H245V167H243V170H245V168L247 167V165L249 164V166H250V169H249V173L248 174H254V184H252V190L253 191H258V192H264V176H262V173H261V168H260V166L258 165V164H255L254 162H253V155L255 154V152H256V150L258 151V149H260V147L258 146V145H255L254 146V148H252L251 147V145H254L253 144V139H252V133H251V131H252V129ZM22 130V129H21ZM193 136L194 137H192V140H196V138H197V135L196 134H194L193 133ZM129 141V137H119V135H114L112 138H109V143H110V145L113 147V150L114 151H116L117 149H121V147L126 143V142H128ZM214 146V145H213ZM255 147H256V150H253V149H255ZM241 148H243V149H241ZM250 148H251V150H250ZM213 150V149H212ZM250 150V151H249ZM249 151V152H248ZM41 154L43 155V153L41 152ZM211 155H212V152L210 153ZM110 156H112V157H114V155L115 154H109ZM81 154L80 153H78V154H76L75 156L73 155V156H71V157H69V159H76V160H79V163L82 165V166H85V165H88L89 163L91 164L90 166L92 167V168H96V167H98L99 166V163H95V162H93L94 160L91 158L92 156L91 155H86V157L85 158H87L83 163L80 161V158H81ZM91 156V157H90ZM174 156H175V153H174ZM40 159H43V158H40ZM181 160V159H180ZM73 161V160H72ZM177 161V160H176ZM185 161H187V163H185ZM249 162V163H248ZM201 164V161H200V159H195V158H188V159H184L183 158V165H185L184 166V168H183V172H182V175H185L186 177H187V175H186V173H187V171H189V172H193L195 175L196 174H201V177L202 178H207V180L206 181H211L212 180V177H210V175H209V173L207 172H202L201 171V168H200V165ZM206 164L207 165H211L212 164V161H210V160H207L206 161ZM247 164V165H246ZM221 166V163H218V167H220ZM86 167H89V166H86ZM171 166H169V167H167V172H166V177H167V180H168V184L167 185H169L170 184V182L172 183V182H174L175 180H177V178L178 177H181V174H180V172L178 171V173H176L175 171H173L171 168H170ZM176 168V167H175ZM224 168V167H223ZM238 168V167H237ZM241 167H239L238 169H240ZM248 168V167H247ZM237 170V169H236ZM229 171V170H228ZM248 170H246V172H247ZM217 172H219V170H217ZM152 174V173H151ZM152 175H154V174H152ZM151 175V176H152ZM156 178V177H155ZM188 178V177H187ZM220 178H222V176L220 177L219 176V174H218V176L216 175L215 177H214V181L215 182H224V180H222V181H220ZM233 178V177H232ZM248 178V177H247ZM256 178V179H255ZM158 179V178H157ZM189 179V178H188ZM234 179V178H233ZM231 180V181H229V182H227V180H225V182L227 183V184H233V185H235V186H237L236 185V182H235V179L234 180ZM179 180V179H178ZM190 180V179H189ZM157 180L155 179L154 181H153V183L155 184V182H156ZM246 181H247V183H249L248 182V180L246 179ZM185 182V183H184ZM218 182V183H219ZM178 183V182H177ZM187 183H189L190 184V182H188V181H183V180H180L179 181V183L176 185L175 183H173L172 184V187H174V186H179V187H181L180 188V190L181 189H184V188H182L184 185H186ZM218 183H216V184H214L213 182L212 183H209V187L210 186H214V187H216L217 185H218ZM222 184V183H221ZM163 186H165L164 184H163ZM154 187V186H153ZM152 187V188H153ZM208 187V188H209ZM231 187V186H230ZM241 187V186H240ZM239 187V191H236V190H234L235 191V194L233 195L234 197L235 196H238L239 197V200L241 199V198H244V197H248V194H246V192L244 191V192H241V190H242V187L240 188ZM151 188V189H152ZM234 188V187H233ZM155 189L156 188H154L153 189V192H155V194H156V196L158 197V198H160V199H162L163 201H165V200H169V198L171 197V199L173 200L172 201V203L173 202H177V203H180V202H184V201H187V197H186V195L183 193V192H172V193H169V194H160V195H158L157 194V192L155 191ZM179 188H173L172 190H170L169 192H171V191H177ZM229 189H231V188H228L227 190H229ZM235 189V188H234ZM251 191V190H250ZM206 195H207V197H208V200L210 201L211 199V196H212V192H211V194H210V191L208 190V189H206ZM166 195H169V196H166ZM216 196H219L220 195V192L218 193V194H215ZM214 196V195H213ZM250 196V195H249ZM263 197H264V195L263 196H261L260 198H261V200L260 201H262V199H263ZM213 198V197H212ZM251 198V197H250ZM170 199V200H171ZM247 199V198H246ZM213 200H215L214 198H213ZM224 201H226V200H224ZM254 201L257 203V205L259 204V202H258V199L256 198V199H254ZM223 201L221 200H219L218 201V204H220V203H222ZM227 203H230V202H227ZM171 204V203H170ZM217 204V205H218ZM209 205V204H208ZM217 205H215L213 208H212V210H214V208H216L217 207ZM249 206H253V204H251V205H249ZM177 207V206H176ZM241 207L239 206V212H241ZM253 209V208H252ZM259 209V208H258ZM207 210H208V208H207ZM181 211H185V212H182V213H184V214H186V215H190L189 217H191V218H193V220H195V221H197V222H199V223H197V225H198V229H196V233H194V232H182V230H180V229H178V228H176V233H175V235H176V241H177V244H179L178 246H179V249L181 250L182 249V247L183 246H185V245H187V246H194V245H197L199 242H200V240L202 241V240H204L205 239V236L204 235H202V231L203 230H205L206 228H205V225H204V217H203V214H202V212H200L199 210L198 211H194V213H191V211H190V209L189 208H184V209H181V208H176L175 210H174V214L175 213H178V212H181ZM243 211V213H241V216H244L245 217V219L247 220V221H249L251 218H254V216H255V214H250L249 213V215L247 214V212H245L244 213V210H242ZM263 213H264V208H263ZM173 214V215H174ZM172 216V215H171ZM170 216V217H171ZM253 216V217H252ZM165 217V216H164ZM239 217H240V215H239ZM251 217V218H250ZM243 218V217H242ZM145 219V218H144ZM133 223V222H132ZM142 224H143V219L140 221V225H139V228H141V226H142ZM240 225H241V223H240ZM136 227H137V225L135 224V227H134V231H136ZM203 227H204V229H203ZM117 228L120 230V231H122V232H124V233H130V232H132V224H131V222H129V221H127V219H121L120 220V222H119V224H118V226H117ZM201 229H202V231H201ZM235 229H237V227H235ZM241 229V228H240ZM243 229H244V227H243ZM245 230V229H244ZM212 238H213V235H212ZM243 243V242H242ZM161 244H163V242L161 243ZM213 244H214V242H213ZM233 246L235 245V243H233L232 244ZM244 246V245H243ZM158 247H156L155 249H157ZM240 249H242V248H240ZM199 251H202V252H205V251H203V250H201V248L197 251V252H199ZM167 253L169 252L168 250L166 251ZM165 252V253H166ZM193 252H194V250H191L190 251V258H192L193 256ZM56 256H57V258H58V255L56 254ZM244 256H245V254L244 253H241L240 254V256H239V263L241 262V260L242 259H244ZM260 256H262V257H264V252H261L260 253ZM92 261V259L90 258V259H87V261L86 262H91ZM236 262H237V260H235ZM235 262V263H236ZM44 264H59V262L58 261H56V262H52V261H49V262H45ZM147 264H166V261H161L160 263H156V262H148L147 261Z\"/></svg>", "mask_w": 264, "mask_h": 264}, {"label": "clouds", "instance_id": "obj_6", "mask_svg": "<svg viewBox=\"0 0 264 264\" xmlns=\"http://www.w3.org/2000/svg\"><path fill=\"white\" fill-rule=\"evenodd\" d=\"M246 5V4H245ZM247 6V5H246ZM248 7V6H247ZM243 8V7H242ZM248 9H250V10H252V11H254V9L252 8H249L248 7ZM246 10V9H245ZM251 17L250 15H244V17ZM252 18H254V17H252ZM255 19V21H257L256 20V18H254ZM257 26V25H256ZM256 26H254V29L255 30H259V29H257L256 28ZM238 28H239V23L237 24V26H236V28L234 29L236 32L237 31H239L240 29H241V32L242 31H244V26H242L241 25V28H239V30H238ZM260 31V30H259ZM234 37V36H233ZM243 37L242 36H239V39H240V41H239V43L241 42V39H242ZM234 41H235V38H234ZM102 48L105 50L106 48H104L103 46H102ZM113 54V53H112ZM111 58H112V56H107L106 57V55H104L103 56V60H106V62H107V66H105L107 69L110 67V60H111ZM239 65H241V66H243V67H247L248 68V66L246 65V64H241L240 62H239ZM105 67L104 68H102L101 70H99V71H102V70H104V71H106L105 70ZM92 87V86H91ZM91 87H88V90L91 88ZM247 107V106H246ZM241 108H243L244 109V107H241ZM247 108H250V107H247ZM251 109V108H250ZM256 116V115H255ZM256 118H257V116H256ZM255 121V120H254ZM257 121L258 122H264V120L263 121H259L258 120V118H257ZM256 122V121H255ZM93 123V122H92ZM104 125H105V123H104ZM105 127H106V125H105ZM251 129V128H250ZM106 132H107V130H106ZM248 132V131H247ZM246 132V133H247ZM132 137V136H131ZM107 138H108V141H109V136H108V134H107ZM130 138V137H129ZM189 142V141H188ZM146 143V142H145ZM147 144V143H146ZM257 144V143H256ZM148 145V144H147ZM100 146V145H99ZM109 146H110V143H109ZM259 147H260V145H259ZM158 148V147H157ZM160 148H163V147H160ZM164 149V148H163ZM111 150H113V148L111 149ZM165 151H167L168 153H171L172 151H170V150H166V149H164ZM256 150V149H255ZM115 152V151H114ZM108 155V154H107ZM102 166V164L101 163H99V166L98 167H101ZM97 168V167H96ZM143 172V171H142ZM127 176H129V175H126V176H124V177H121V174H118V175H111V177H118V182L119 181H121V182H123V183H125L123 180H126L127 179ZM134 176V175H133ZM110 177V178H111ZM117 182V183H118ZM115 183V182H114ZM126 184V183H125ZM126 185H128L129 187H130V185L127 183ZM130 189H131V187H130ZM134 190V189H133ZM257 191V190H256ZM263 193V192H262ZM142 200H144V201H146V202H148V203H150L149 201H147V200H145V199H142ZM173 216V215H172ZM170 218V217H169ZM167 222H168V219H167ZM169 225V224H168ZM116 230H119V229H116ZM108 231V230H107ZM120 231V230H119ZM112 232V231H111ZM111 232H109V233H111ZM251 237V236H250ZM107 238H109L110 239V237H107ZM76 239H79L78 237L76 238ZM80 241V240H79ZM201 242V241H200ZM79 245V244H78ZM244 246H245V250L247 251V252H245V250L244 249H242V251L244 252V254H245V256H244V259H242L241 260V264H253L254 263V257L255 256H258V257H260V258H264V257H262V256H260V253L261 252H263V251H261L260 253H255V252H253L254 250H248L247 249V244L245 243L244 244ZM244 246H242V248L244 247ZM261 248H264V247H261ZM260 249V248H259ZM259 249H255V250H259ZM101 250V249H100ZM176 250V249H175ZM177 250H180L179 248L177 249ZM252 253V254H250V255H247V253ZM223 257L220 255V259L222 260V264H233L231 261H230V259H231V257L228 255V253L226 254V259H222ZM86 261H87V258H86ZM85 261V262H86Z\"/></svg>", "mask_w": 264, "mask_h": 264}, {"label": "water", "instance_id": "obj_7", "mask_svg": "<svg viewBox=\"0 0 264 264\" xmlns=\"http://www.w3.org/2000/svg\"><path fill=\"white\" fill-rule=\"evenodd\" d=\"M150 65V64H149ZM171 122L169 121V120H166V122H165V124H170ZM174 126V125H173ZM171 127V126H170ZM174 128V127H173ZM96 133H97V141L99 142V145H100V147H101V149L103 150V151H105L108 155L109 154H115V152H114V150H111L110 149V147H109V141H108V138H107V132H106V130H105V125L103 124V123H99L98 124V129H96ZM196 148H197V146H196ZM116 156L114 155V158H115ZM205 159H210V156H206V158ZM202 166V165H201ZM124 176H126V175H123V174H121V177H124ZM115 183H117L118 182V180H115L114 181ZM120 182V181H119ZM130 187H132V185L130 186ZM136 187L139 189V190H142V189H144L145 188V185H144V183H142V182H137L136 183ZM150 187H151V185H148L147 186V189H150ZM158 190L159 191H164V192H166V193H169V190H168V188L167 187H165V186H159L158 187ZM190 199H192V197H190ZM147 204H149L148 202H147ZM154 208L158 211V213H162L163 212V210L161 209V208H159V204L157 203V204H155V206H154ZM2 208H1V205H0V210H1ZM153 256H155V257H157L158 256V254H155V255H153Z\"/></svg>", "mask_w": 264, "mask_h": 264}, {"label": "snow or ice", "instance_id": "obj_8", "mask_svg": "<svg viewBox=\"0 0 264 264\" xmlns=\"http://www.w3.org/2000/svg\"><path fill=\"white\" fill-rule=\"evenodd\" d=\"M232 18V13L231 12H228L227 14H226V16H221V19H231ZM31 54V53H30Z\"/></svg>", "mask_w": 264, "mask_h": 264}]
</instances>
